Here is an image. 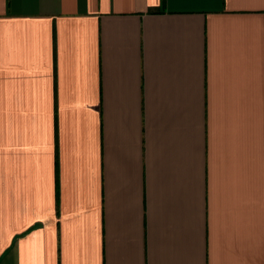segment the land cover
Returning <instances> with one entry per match:
<instances>
[{
  "label": "crops",
  "instance_id": "obj_1",
  "mask_svg": "<svg viewBox=\"0 0 264 264\" xmlns=\"http://www.w3.org/2000/svg\"><path fill=\"white\" fill-rule=\"evenodd\" d=\"M0 264H264V0H0Z\"/></svg>",
  "mask_w": 264,
  "mask_h": 264
}]
</instances>
